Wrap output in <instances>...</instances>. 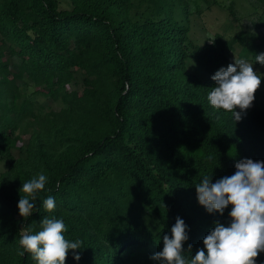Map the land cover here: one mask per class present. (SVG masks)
<instances>
[{
  "label": "trees",
  "instance_id": "trees-1",
  "mask_svg": "<svg viewBox=\"0 0 264 264\" xmlns=\"http://www.w3.org/2000/svg\"><path fill=\"white\" fill-rule=\"evenodd\" d=\"M69 1L61 10L59 0H0V264H36L17 249L22 230L36 234L44 217L83 242L81 259L69 250L65 264H159L152 257L177 217L189 236L183 255L206 252L216 222L230 226L232 205L209 213L196 185L235 174L245 159L264 162V92L236 121L209 104L212 77L235 57L264 69L255 61L264 35L240 28L195 43L186 0ZM17 81L62 107L37 106ZM40 174L45 188L24 218L20 190Z\"/></svg>",
  "mask_w": 264,
  "mask_h": 264
},
{
  "label": "clouds",
  "instance_id": "clouds-1",
  "mask_svg": "<svg viewBox=\"0 0 264 264\" xmlns=\"http://www.w3.org/2000/svg\"><path fill=\"white\" fill-rule=\"evenodd\" d=\"M255 61L264 64V54L256 55ZM215 87L208 94L209 104L217 110L233 114L236 121L240 113L252 106L255 93L261 85V76L253 69V63L236 59L235 64L221 68L212 77ZM211 159V157H209ZM235 174L223 177L215 183L205 176L196 185L198 200L209 213L219 212L232 205L231 224L225 226L219 221L206 236L203 243L206 248L196 252L191 258L183 253V244L189 239L187 225L177 217L171 229V237L163 236V250L152 259L159 264H256V258L264 252V162L245 159L236 164ZM46 176L40 174L28 182H23L21 199L18 203L19 213L26 218L33 213L37 193L44 190ZM56 207L52 196L43 200V208L52 212ZM66 231L62 219L44 217L41 230L36 234L23 232L17 249L23 257L30 253L36 264H65L69 250H73L74 259L79 261L82 241L70 242L65 239ZM192 245L189 244V250Z\"/></svg>",
  "mask_w": 264,
  "mask_h": 264
},
{
  "label": "rangeland",
  "instance_id": "rangeland-1",
  "mask_svg": "<svg viewBox=\"0 0 264 264\" xmlns=\"http://www.w3.org/2000/svg\"><path fill=\"white\" fill-rule=\"evenodd\" d=\"M61 10H70L71 2L69 0H59ZM188 2L191 21L190 38L200 45L211 41L218 33L236 34L240 28L247 31L250 35H264V27L256 29L253 27L254 22L261 18L264 21V1L260 0H186ZM237 20V21H235ZM239 45L235 46V52L240 53ZM237 50V51H236ZM234 52V53H235ZM233 53V55H234ZM236 56V55H235ZM253 63L254 71L261 76V85L259 90L264 92V69ZM12 80V77L8 78ZM18 86L26 95H30L39 106V102H51V107L46 109L59 110L62 105L54 103L51 100L39 95H34L33 88L26 86L23 82L17 81ZM27 142L29 136L23 137ZM8 169L6 163L0 159V174ZM264 254V252H262Z\"/></svg>",
  "mask_w": 264,
  "mask_h": 264
}]
</instances>
